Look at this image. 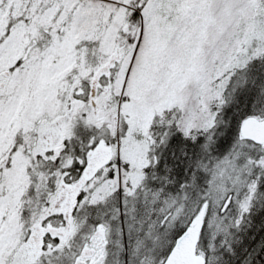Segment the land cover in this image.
<instances>
[{"label": "snow or ice", "instance_id": "1", "mask_svg": "<svg viewBox=\"0 0 264 264\" xmlns=\"http://www.w3.org/2000/svg\"><path fill=\"white\" fill-rule=\"evenodd\" d=\"M0 264H264V0H0Z\"/></svg>", "mask_w": 264, "mask_h": 264}]
</instances>
